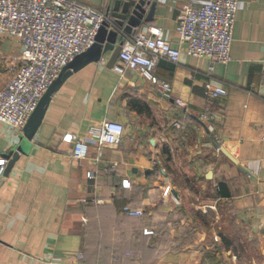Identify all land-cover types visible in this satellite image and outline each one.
I'll list each match as a JSON object with an SVG mask.
<instances>
[{
    "label": "crops",
    "instance_id": "0c3cea01",
    "mask_svg": "<svg viewBox=\"0 0 264 264\" xmlns=\"http://www.w3.org/2000/svg\"><path fill=\"white\" fill-rule=\"evenodd\" d=\"M78 1L108 20L116 1L120 11L138 0ZM153 1L152 21L134 35L155 26L177 46L182 8L209 0ZM110 54L64 81L26 153L9 171L6 164L0 264H76L78 253L84 264H227L226 214L264 262V0H239L227 64L185 55L176 64L159 60L154 73L170 84L169 98L133 71L115 72ZM20 59L19 42L0 36V89ZM207 83L226 95L207 99ZM104 121L123 125L119 145L91 144L85 159L73 160L63 136L83 137ZM19 136L0 124V158ZM109 163L116 171L105 174ZM125 206L143 215L128 217Z\"/></svg>",
    "mask_w": 264,
    "mask_h": 264
},
{
    "label": "built area",
    "instance_id": "2783aa9c",
    "mask_svg": "<svg viewBox=\"0 0 264 264\" xmlns=\"http://www.w3.org/2000/svg\"><path fill=\"white\" fill-rule=\"evenodd\" d=\"M238 5L239 0H209L199 8L184 6L176 19L177 46L165 39L160 28L151 26L123 43L113 70L120 75L126 70L133 71L155 86L161 96L169 98L170 84L154 73L159 60L176 64L185 55L227 64ZM106 20L102 11L78 0H0V36L13 38L21 46L20 62L9 68L11 77L0 89V124L22 134L38 102L62 68L91 48ZM204 95L215 100L225 96L226 90L207 83ZM123 133V125L104 121L89 126L83 137L66 134L63 140L72 144L71 158L80 160L86 158L91 144L99 148L116 147ZM6 164L7 160L0 158V177ZM116 168V164L109 163L102 171L109 174ZM86 177L92 179L95 173L88 172ZM124 186L129 184L124 182ZM169 191L165 187L163 196L169 195ZM123 213L128 217L143 215L142 210L129 206L123 208ZM77 259L76 264H84L81 253Z\"/></svg>",
    "mask_w": 264,
    "mask_h": 264
},
{
    "label": "water",
    "instance_id": "95a60500",
    "mask_svg": "<svg viewBox=\"0 0 264 264\" xmlns=\"http://www.w3.org/2000/svg\"><path fill=\"white\" fill-rule=\"evenodd\" d=\"M156 2L153 0H138L133 4L125 3L119 11V2H115L109 11V19L103 22L97 35L95 42L87 51L76 56L70 63L62 68L58 77L52 82L45 94L38 102L34 112L27 121L22 134L19 136V143L4 156L8 160L6 171H9L14 165L18 154L26 153L29 142L33 139L38 127L40 126L46 107L54 92H56L64 81L73 73L89 63H95L110 52L108 66L113 67L116 63L121 47L125 39L134 35L143 23L152 21ZM148 8V10L146 9ZM220 151L234 164L237 161L224 149ZM210 173L207 174V178Z\"/></svg>",
    "mask_w": 264,
    "mask_h": 264
},
{
    "label": "rangeland",
    "instance_id": "374dc122",
    "mask_svg": "<svg viewBox=\"0 0 264 264\" xmlns=\"http://www.w3.org/2000/svg\"><path fill=\"white\" fill-rule=\"evenodd\" d=\"M225 241L230 242L228 249L229 263L227 264H264L258 255L255 246L234 224L232 215H225ZM227 253V252H226ZM220 264V263H219Z\"/></svg>",
    "mask_w": 264,
    "mask_h": 264
}]
</instances>
